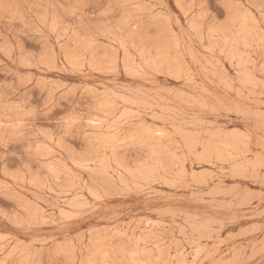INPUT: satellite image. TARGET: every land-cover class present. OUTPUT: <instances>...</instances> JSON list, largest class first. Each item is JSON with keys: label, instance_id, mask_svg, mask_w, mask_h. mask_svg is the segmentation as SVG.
I'll return each instance as SVG.
<instances>
[{"label": "rangeland", "instance_id": "rangeland-1", "mask_svg": "<svg viewBox=\"0 0 264 264\" xmlns=\"http://www.w3.org/2000/svg\"><path fill=\"white\" fill-rule=\"evenodd\" d=\"M99 261L264 264V0H0V264Z\"/></svg>", "mask_w": 264, "mask_h": 264}, {"label": "snow or ice", "instance_id": "snow-or-ice-1", "mask_svg": "<svg viewBox=\"0 0 264 264\" xmlns=\"http://www.w3.org/2000/svg\"><path fill=\"white\" fill-rule=\"evenodd\" d=\"M89 5L87 3H83V4H76L72 6V11L68 13L67 17L65 19H67L68 23H71V17H75L76 16V12L78 9L80 8H88ZM113 5H108L107 8L104 9V11L101 13V15H109L110 12L113 10ZM115 7H121L119 5L115 6ZM97 264H106L105 261H99L97 262Z\"/></svg>", "mask_w": 264, "mask_h": 264}]
</instances>
